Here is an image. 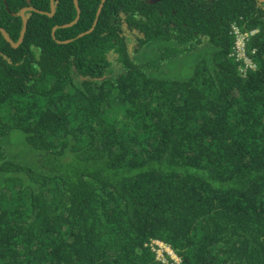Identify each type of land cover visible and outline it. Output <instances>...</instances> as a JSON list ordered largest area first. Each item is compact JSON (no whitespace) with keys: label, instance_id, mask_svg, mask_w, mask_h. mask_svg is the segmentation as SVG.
Masks as SVG:
<instances>
[{"label":"trees","instance_id":"obj_1","mask_svg":"<svg viewBox=\"0 0 264 264\" xmlns=\"http://www.w3.org/2000/svg\"><path fill=\"white\" fill-rule=\"evenodd\" d=\"M77 1L0 33V264H264V3Z\"/></svg>","mask_w":264,"mask_h":264},{"label":"water","instance_id":"obj_2","mask_svg":"<svg viewBox=\"0 0 264 264\" xmlns=\"http://www.w3.org/2000/svg\"><path fill=\"white\" fill-rule=\"evenodd\" d=\"M103 1H104V0H103ZM157 1H159V0H150L151 3H154V2L156 3ZM259 1L264 3V0H259ZM74 4H75V7H76V11H77L76 19H75L73 22L69 23V24L63 25V27H69V26L74 25L75 23H77V21H78L79 18H80V8H79V6H78V1H77V0H74ZM50 6H51V12H50V13H46V12H42V11H38V10H35V9L31 8V7H29V8H24V9H22V10L20 11L19 16H20L21 19H22V22H23V28H22V30H21V34H20V38H19L18 42L14 43V42L12 41V39L10 38V36L8 35V33H7L4 29H2V28H0V33H2V35H3L4 38H5V40H6L8 43H10L14 48H17V47L22 43L23 38H24V35H25V33H26V30H27L28 17L25 15V13L30 11V12H36V13H40V14H45V15H48L49 17H52V16L54 15V13H55L54 0H50ZM97 15H98V14H97ZM56 28H57V27H55V28L53 29V36H54V32H55ZM91 30H92V29H91ZM91 30H90V31H91ZM90 31H88V32H90ZM80 36H81V35H80ZM65 42H68V41H65Z\"/></svg>","mask_w":264,"mask_h":264},{"label":"built area","instance_id":"obj_3","mask_svg":"<svg viewBox=\"0 0 264 264\" xmlns=\"http://www.w3.org/2000/svg\"><path fill=\"white\" fill-rule=\"evenodd\" d=\"M234 33L236 34V42H235V48L231 54V57H235L236 60H239V61L243 60L245 62V64L247 65L246 68L251 67L254 69L255 67H254V64L252 62V59H253L252 55L255 54V51H253L252 53L249 52L247 42H248L250 36H253L255 34V32L244 33L235 27ZM256 33H257V31H256ZM156 242H154V243H156ZM171 255H173V253Z\"/></svg>","mask_w":264,"mask_h":264},{"label":"rangeland","instance_id":"obj_4","mask_svg":"<svg viewBox=\"0 0 264 264\" xmlns=\"http://www.w3.org/2000/svg\"><path fill=\"white\" fill-rule=\"evenodd\" d=\"M156 245H158L156 247H159V249L156 248V250H157L156 252L158 254L159 259H161L165 262L164 256L168 255V253L172 254L173 251L167 245H165L163 243L156 242Z\"/></svg>","mask_w":264,"mask_h":264},{"label":"flooded vegetation","instance_id":"obj_5","mask_svg":"<svg viewBox=\"0 0 264 264\" xmlns=\"http://www.w3.org/2000/svg\"><path fill=\"white\" fill-rule=\"evenodd\" d=\"M150 1V0H149ZM29 8V7H28ZM31 8H33V7H31ZM30 12V11H29ZM90 31V30H89ZM88 32V31H87ZM85 34V33H84ZM126 34H129V33H126ZM81 35H83V34H81ZM80 36V35H79ZM127 36H129V35H127Z\"/></svg>","mask_w":264,"mask_h":264},{"label":"clouds","instance_id":"obj_6","mask_svg":"<svg viewBox=\"0 0 264 264\" xmlns=\"http://www.w3.org/2000/svg\"><path fill=\"white\" fill-rule=\"evenodd\" d=\"M126 31V30H125ZM126 33H129V31H127ZM175 257V256H174Z\"/></svg>","mask_w":264,"mask_h":264}]
</instances>
